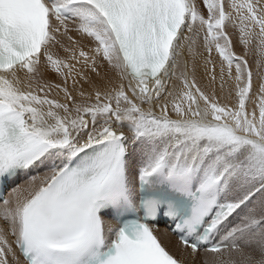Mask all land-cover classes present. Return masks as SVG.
<instances>
[{"label": "snow or ice", "instance_id": "6c2138e0", "mask_svg": "<svg viewBox=\"0 0 264 264\" xmlns=\"http://www.w3.org/2000/svg\"><path fill=\"white\" fill-rule=\"evenodd\" d=\"M0 264H264V0H0Z\"/></svg>", "mask_w": 264, "mask_h": 264}, {"label": "bare ground", "instance_id": "6f19581e", "mask_svg": "<svg viewBox=\"0 0 264 264\" xmlns=\"http://www.w3.org/2000/svg\"><path fill=\"white\" fill-rule=\"evenodd\" d=\"M85 43H87L86 40H85ZM249 60H252V57ZM109 74L111 75V73H109ZM196 75H197V79L199 80L201 86L205 85L207 81H206V78L204 76L203 60L202 59L197 62V73H196ZM162 228H164V227H162Z\"/></svg>", "mask_w": 264, "mask_h": 264}, {"label": "rangeland", "instance_id": "374dc122", "mask_svg": "<svg viewBox=\"0 0 264 264\" xmlns=\"http://www.w3.org/2000/svg\"><path fill=\"white\" fill-rule=\"evenodd\" d=\"M234 51H236L237 54H240V53H242L243 49H242L241 46L237 45L234 48ZM251 57H252V60H249V62L253 65V67H255L254 61L256 59V56L255 55H252V56L247 57V59H250ZM212 58L217 63V67H218V65H219V58H218V56H217V54L215 52H213Z\"/></svg>", "mask_w": 264, "mask_h": 264}]
</instances>
